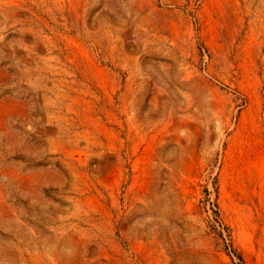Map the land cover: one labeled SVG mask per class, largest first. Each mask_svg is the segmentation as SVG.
Segmentation results:
<instances>
[{
  "label": "rangeland",
  "instance_id": "rangeland-1",
  "mask_svg": "<svg viewBox=\"0 0 264 264\" xmlns=\"http://www.w3.org/2000/svg\"><path fill=\"white\" fill-rule=\"evenodd\" d=\"M0 264H264V0H0Z\"/></svg>",
  "mask_w": 264,
  "mask_h": 264
},
{
  "label": "trees",
  "instance_id": "trees-1",
  "mask_svg": "<svg viewBox=\"0 0 264 264\" xmlns=\"http://www.w3.org/2000/svg\"><path fill=\"white\" fill-rule=\"evenodd\" d=\"M241 258V256H239Z\"/></svg>",
  "mask_w": 264,
  "mask_h": 264
}]
</instances>
